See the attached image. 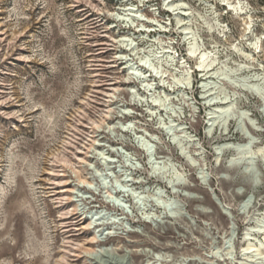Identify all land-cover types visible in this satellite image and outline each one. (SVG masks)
<instances>
[{
    "label": "rangeland",
    "instance_id": "obj_1",
    "mask_svg": "<svg viewBox=\"0 0 264 264\" xmlns=\"http://www.w3.org/2000/svg\"><path fill=\"white\" fill-rule=\"evenodd\" d=\"M183 2L185 25L167 0H0V264H264V247L253 258L245 251L247 230L264 217V155L256 147L264 143V2ZM130 4L162 32L127 28ZM129 31L147 52L160 38L159 77L143 67L159 87L133 81L135 95L111 97V83L128 72L117 40ZM258 36L260 52L252 48ZM195 40L217 57L212 72L226 74L204 79L188 56ZM176 72L189 79L176 85ZM223 98L234 112L215 121L210 102ZM121 109L133 112L132 132L110 127ZM248 134L252 152L219 149ZM93 138L120 149L110 153L115 169L100 155L91 169L81 162ZM95 236L100 247L89 258L80 247Z\"/></svg>",
    "mask_w": 264,
    "mask_h": 264
},
{
    "label": "bare ground",
    "instance_id": "obj_2",
    "mask_svg": "<svg viewBox=\"0 0 264 264\" xmlns=\"http://www.w3.org/2000/svg\"><path fill=\"white\" fill-rule=\"evenodd\" d=\"M167 1L170 2V9H173L175 12L174 14H176L178 17V24L185 25L186 24L185 21H186L187 17L190 16L191 13L187 10V9H189V7L188 8L186 7L187 5H185V3L183 2L184 0H167ZM230 6H231L230 10L232 11V15L235 16L236 18L243 19L242 21H244L245 31L247 29L251 28V25H252L251 20L250 21L247 20V18H248L247 16L242 17V15H245L246 12L244 10H237V8L235 9L233 4H230ZM123 9H124V11H128V14L127 13L126 14L129 17H127L126 19H128L130 24L127 28H129L130 30H134L136 34L139 32L142 35L146 34L147 36L151 37L150 34H152L154 31H157L160 33L162 32L163 27L161 25L159 26L160 28H157V26L159 24V23H157L158 20L154 17L151 18V17L143 16V13L140 14L141 10L139 9V6L136 7L135 4H130V5H126ZM111 15H113V16L119 15L121 17V18H119V20H122V19L126 20L120 13L117 14L115 12H112ZM249 17L251 18L252 16H249ZM184 30L186 33V36H185V39H186L188 37V35L192 32H191V28L189 26H185ZM222 31H225L224 28H222ZM130 32L131 31H129L128 33H126L124 35H121L117 40V42L120 44L119 46L121 48L125 49V51H123L122 54L117 57V59H119V60L125 59V62H122L121 64L127 65L124 68L127 69L128 72H127V75L124 76L123 79H119V80L116 79L114 82L111 83V85L117 84L116 87L111 88L113 90L112 93L110 94L111 97L112 96L114 97L116 92H125L126 91V92H129L130 94H134L135 92H137L135 85H131V83L133 81L134 82L140 81L144 85L143 87L147 90L156 91L157 88L159 87V85H157L154 82V81H156V79L151 78V77H153V74H151V72L149 70L152 71V69H153V73L154 72L156 73V74L154 73V76L156 78L159 77L158 74L160 71H159V66H158L156 60H158L159 58L162 57L161 54L163 53V51H159V48L156 49L154 46H155V43H157L160 40V38H157L155 36L154 39H150L151 41H154V43L152 42L153 43L151 45L152 48L149 50V52H147L146 47H143V48L139 47L140 44L135 40V39H137L135 37L136 34L132 35ZM246 33L244 35H246ZM260 42H261V37H259V36L255 38V41H252V48H254L255 51H258V52L261 51V45H259ZM164 51L170 53L169 50L164 49ZM125 52H127V53L130 52V54H127ZM142 52H144V54H142ZM249 55L250 54H248L247 56H249ZM188 56L190 58H197L199 60L198 68L201 72H203V77L205 80H208L209 78L214 77L213 75H215V74L216 75L226 74V72H227L222 67L217 69L216 72H212L215 69V66L217 65V57L214 55L212 50H209L207 48H203L196 40L193 42L192 41L189 42ZM136 59L138 60L137 62H135ZM143 67L149 68V70L146 69L147 71L143 72ZM183 67H185L184 64H183ZM148 71L150 72V74H147ZM98 75L96 74V77ZM97 79L98 80L94 79V82L96 84V85H93L94 87H100L101 85L104 84L105 80H103L101 78V76L97 77ZM174 79H175L174 83H176V85H179L181 83L183 84V82H185V80L189 79V77L185 74V72H183L182 74H179L176 72V74H174ZM211 84H213L211 81H207L206 84L204 85L208 89L207 91L211 90V88H209L211 86ZM257 86H258V89H262L259 85H257ZM174 89H175V86H174ZM258 92H259V94H261L260 93L261 91H258ZM210 106L212 107L210 109V110H212V112H211V114H212L211 118L212 119H214L216 121V119L221 118V119H224L226 121H229L233 112H234L235 103L232 100H229L228 98H223L220 100L211 101ZM132 113L126 112L125 109L119 110L118 115H117L120 118L119 121L111 123L110 122L111 120H110L109 121L111 123L110 127L114 128V129H116V128L120 129L121 131H124V132H129L131 130L136 129V125L134 123V120L126 119ZM244 114H247V113L244 112ZM250 143H252V145H250ZM254 143H255L254 137L251 134H248L245 136V140L243 142H236V141L227 140V141L223 142L222 144H219V149L232 150L235 152L234 154H237L236 153V151H237L238 154H241V157H242V155L246 154L247 152H252V146ZM255 144H257V143H255ZM256 147H257V153L264 155V143H258ZM119 150L120 149L114 145H108L104 142L99 141V139H97V138H93V141L89 146L88 154L81 158V160H82L81 162L89 165L88 168L91 169L90 167L93 166L92 161L94 159H96V157L98 155H100L101 159H104V162L106 164H108L109 168L115 169L116 168L115 163L117 162V160L113 157V154H110V153H116L117 151L119 153ZM62 161L66 164L67 163L71 164L70 159L65 155H63V157H62ZM53 171H55L54 168H53ZM77 177L80 180L82 178V176L80 174H78V172H77ZM122 180H124V182H125V180L126 181H128V180L133 181V184H137L140 182L139 180L133 179V178H130V179H127V178L124 179L123 178ZM68 181L65 184H67V185L70 184L69 183L70 181L69 182ZM83 181L90 183L89 181H91V180L85 178ZM121 191H125V190H121ZM68 193L70 194L71 200L74 201L73 197L75 196L74 195L75 187L69 189ZM91 224L92 223L89 222V225H91ZM256 234H262L263 239L257 240V237H253V235H256ZM92 239L93 240L89 242V246H90L89 248L88 247L87 248L86 247H80L81 249H84L86 255H88L89 258L90 257L92 258L93 255L96 253L97 247H100L97 244L99 241V237L95 236ZM252 240H257V242H253ZM246 242H248V244L245 247V251L248 252L249 254L256 252L255 255L252 254V256H251L252 258L254 256H257V255L263 253L262 250L264 247V217L261 220V225H259L258 228H256V229L251 228V229L247 230ZM63 257L65 258V256H63ZM64 260L66 261V259H64ZM246 264H248V263H246Z\"/></svg>",
    "mask_w": 264,
    "mask_h": 264
},
{
    "label": "water",
    "instance_id": "obj_3",
    "mask_svg": "<svg viewBox=\"0 0 264 264\" xmlns=\"http://www.w3.org/2000/svg\"><path fill=\"white\" fill-rule=\"evenodd\" d=\"M250 145H252V143H250ZM237 164H239V161L236 160V159H231V160L229 161V165H230V166H232V165H237ZM214 196L216 197V194H215V193H214Z\"/></svg>",
    "mask_w": 264,
    "mask_h": 264
},
{
    "label": "trees",
    "instance_id": "obj_4",
    "mask_svg": "<svg viewBox=\"0 0 264 264\" xmlns=\"http://www.w3.org/2000/svg\"><path fill=\"white\" fill-rule=\"evenodd\" d=\"M262 2H264V0H262Z\"/></svg>",
    "mask_w": 264,
    "mask_h": 264
}]
</instances>
